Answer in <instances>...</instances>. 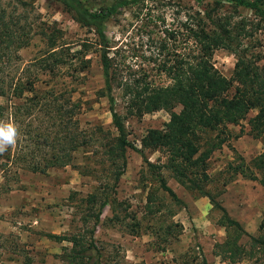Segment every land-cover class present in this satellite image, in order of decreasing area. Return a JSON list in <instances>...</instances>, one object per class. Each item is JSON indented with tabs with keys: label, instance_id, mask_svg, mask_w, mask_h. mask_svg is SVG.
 Instances as JSON below:
<instances>
[{
	"label": "rangeland",
	"instance_id": "obj_1",
	"mask_svg": "<svg viewBox=\"0 0 264 264\" xmlns=\"http://www.w3.org/2000/svg\"><path fill=\"white\" fill-rule=\"evenodd\" d=\"M209 3L148 0L122 8L106 23L105 33L123 74L169 83L155 62L179 51V41L172 42L171 37L183 38L180 27L185 15L202 11V6L211 7ZM217 15L227 20L240 38L246 35L242 47L248 55H264V22L250 10L225 4ZM157 39L169 41L160 56L155 48ZM0 44V120L13 122L18 129L15 145L0 153V234L8 236V241L18 240L21 247L20 254H12L0 264H64L60 256L71 244L46 234L84 233L81 217L90 207V195H96L98 201L109 200L95 233L105 264H264L257 250L236 263L217 255L215 245L227 237L221 211L208 197L178 182L170 170L163 168L161 173L181 204L160 188L138 152L127 148L124 167L122 160L114 161L110 156L118 133L102 92L98 36L77 23L62 4L55 0H0ZM236 60V55L224 48L213 53L214 66L227 78H231ZM31 85L39 94L28 91ZM21 91L23 95L19 96ZM42 91L55 92L61 101L70 98L81 104L75 117L77 126L72 125L81 142L68 154L64 165L35 172L22 163L16 174L12 169L6 178L3 165L7 152H16L18 145L26 152L33 151L36 136L48 127L45 115L24 111L27 104L39 100ZM233 93L234 88L229 91ZM116 106L124 118L128 140L139 148L147 131L163 128L170 117L164 110L126 116L123 101L118 99ZM254 114L251 111L239 125H229L230 139L208 160L211 182L206 189L249 235L257 236L264 217V187L242 176L225 184L229 164L237 155L250 161L264 151L262 141L250 133L248 119ZM29 129L31 135L27 134ZM145 153L155 164L166 162L163 151ZM44 157L29 160L50 166ZM122 167L115 182L116 172ZM93 225L90 218L88 229ZM240 242L249 247V236H243Z\"/></svg>",
	"mask_w": 264,
	"mask_h": 264
},
{
	"label": "trees",
	"instance_id": "obj_2",
	"mask_svg": "<svg viewBox=\"0 0 264 264\" xmlns=\"http://www.w3.org/2000/svg\"><path fill=\"white\" fill-rule=\"evenodd\" d=\"M55 1L62 4L77 23L93 30L98 36L104 76L102 92L108 100L112 124L118 133L109 150L114 161L122 160L124 167L126 150L131 148L141 155L148 171L158 179L160 188L168 193L174 202L181 204L182 201L165 181L161 173L163 168L170 170L182 185L208 197L221 211L222 226L227 230L226 239L215 245L217 255L223 259L236 263L239 258L253 255L254 250L264 257V217L260 224V234L249 235L243 225L233 219L226 208L206 189L207 184L211 182L208 160L214 151L230 139L229 125H239L247 119L251 111H255L248 119L250 133L264 145V63H261L264 61V55H248L242 47V39L246 35L240 38L229 26V22L217 15V11L228 4L235 8L248 9L259 22H264V0H210L211 7L202 6V11L188 12L180 27L184 31L183 38L171 37L172 42L179 41V51L171 54L166 60L155 62L158 72L167 77L169 83H155L148 79L125 76L123 70L115 63V54L112 55L113 45L105 33L106 23L122 8L148 0H114L110 3L95 0ZM195 1L198 4L204 2ZM155 42L157 55H163L168 39H157ZM219 48L230 50L236 55L231 78L225 77L213 64V53ZM1 49L0 44V59ZM54 69L49 68L51 72H54ZM232 88L234 93L230 95ZM28 91L35 92V89L31 85ZM2 94L3 90L0 88V96ZM21 95L23 91L19 93V96ZM39 96V100L27 104L28 107L25 106L24 111L28 115L35 112V115H45L48 127L41 129L44 134L36 136L33 151L26 152L24 146L18 145L16 152H7L3 165L6 178L7 172L12 169L16 174L22 163L27 169L35 172H45L53 166L64 165L68 154L77 150V143L81 142L77 130L72 129V125L77 126L75 117L81 110V104L70 98L61 101L52 91H42ZM118 99L124 103L126 116L140 117L164 110L169 113V120L161 129H149L139 148L128 140L124 118L116 106ZM178 106L180 110L176 111ZM28 132L27 134H32L31 129ZM67 146L68 149L65 148ZM146 150L163 151L166 162H151L145 153ZM38 155L45 156L43 160L48 161L50 166L44 167L40 162L29 160ZM123 167L116 172L115 182L122 174ZM228 174L225 184L237 176H242L258 181L264 187V151L250 161L237 155L236 160L229 164ZM108 203L107 197L102 201H98L96 195L88 197L90 207L81 217L85 232L80 235L46 234L50 239L71 244L60 256L64 264H105L103 253L95 240V233ZM95 204H99L97 211ZM90 218L94 220L92 229H88ZM246 235L250 238L249 247L240 242ZM8 239V236L0 234V263L11 259L12 254L21 252L19 241ZM204 264L207 263L204 261Z\"/></svg>",
	"mask_w": 264,
	"mask_h": 264
},
{
	"label": "clouds",
	"instance_id": "obj_3",
	"mask_svg": "<svg viewBox=\"0 0 264 264\" xmlns=\"http://www.w3.org/2000/svg\"><path fill=\"white\" fill-rule=\"evenodd\" d=\"M18 137L17 126L13 122L0 120V153L16 143Z\"/></svg>",
	"mask_w": 264,
	"mask_h": 264
}]
</instances>
